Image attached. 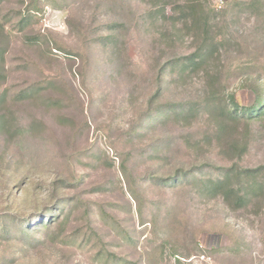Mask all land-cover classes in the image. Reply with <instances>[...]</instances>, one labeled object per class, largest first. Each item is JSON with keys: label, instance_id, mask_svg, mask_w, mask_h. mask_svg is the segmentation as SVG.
I'll list each match as a JSON object with an SVG mask.
<instances>
[{"label": "rangeland", "instance_id": "rangeland-1", "mask_svg": "<svg viewBox=\"0 0 264 264\" xmlns=\"http://www.w3.org/2000/svg\"><path fill=\"white\" fill-rule=\"evenodd\" d=\"M173 1L0 0V264H264V0Z\"/></svg>", "mask_w": 264, "mask_h": 264}, {"label": "trees", "instance_id": "trees-1", "mask_svg": "<svg viewBox=\"0 0 264 264\" xmlns=\"http://www.w3.org/2000/svg\"><path fill=\"white\" fill-rule=\"evenodd\" d=\"M161 3L160 16L165 15V6L172 0H158ZM173 7L171 11L176 19H182L183 17L189 19L191 22V28H196L199 26H207L210 16L214 13L213 8L208 4L207 0H176L173 1ZM260 4V0H251L249 2L238 3L237 6L252 7L256 9ZM224 39H222V44ZM213 40H206V45H213ZM195 63L194 57H187L181 65H179L180 70L184 71L189 67H192ZM4 93L0 95L2 99ZM237 108V107H236ZM238 109H232L230 111V116L236 118ZM240 117L245 118L247 121L253 122L264 117V98L257 101L252 107L242 109ZM264 171V168L259 167L257 169H241L230 167L226 169L222 177L216 181H209L207 183V188L212 194L216 196H221L225 203H228L231 197H235L238 202L244 203L246 198L250 197L252 189L259 186L260 182L256 179ZM249 190H252L248 193ZM55 211L52 213H40L36 214L30 218L28 221V228L38 229L45 226L47 223L52 222ZM42 215V216H41ZM35 222V226L33 225ZM27 231V230H26Z\"/></svg>", "mask_w": 264, "mask_h": 264}]
</instances>
